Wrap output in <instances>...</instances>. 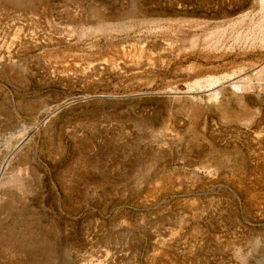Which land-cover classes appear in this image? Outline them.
<instances>
[{
	"label": "rangeland",
	"instance_id": "374dc122",
	"mask_svg": "<svg viewBox=\"0 0 264 264\" xmlns=\"http://www.w3.org/2000/svg\"><path fill=\"white\" fill-rule=\"evenodd\" d=\"M0 264H264V0H0Z\"/></svg>",
	"mask_w": 264,
	"mask_h": 264
}]
</instances>
